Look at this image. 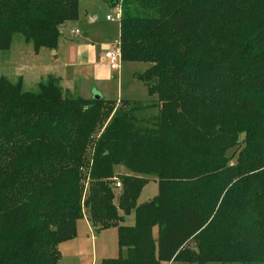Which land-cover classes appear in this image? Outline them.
<instances>
[{
    "label": "trees",
    "instance_id": "16d2710c",
    "mask_svg": "<svg viewBox=\"0 0 264 264\" xmlns=\"http://www.w3.org/2000/svg\"><path fill=\"white\" fill-rule=\"evenodd\" d=\"M79 7L0 0V56L16 34L57 49ZM120 24L155 101L116 108L0 73V264H59L85 215L127 250L103 264H264V0H123Z\"/></svg>",
    "mask_w": 264,
    "mask_h": 264
},
{
    "label": "rangeland",
    "instance_id": "374dc122",
    "mask_svg": "<svg viewBox=\"0 0 264 264\" xmlns=\"http://www.w3.org/2000/svg\"><path fill=\"white\" fill-rule=\"evenodd\" d=\"M121 5L123 9V0H80V11L82 12V22L75 24L73 27H68L66 29V34H70L72 30L80 29L84 30V33L81 38H85L86 33L89 34L88 41L92 43L95 48L98 49L100 53L101 47L107 46L112 47L116 40L120 39L119 27L120 23L110 24L106 18L109 15L114 14V9L116 6ZM79 11V12H80ZM86 12L89 15L97 17V21L92 25L87 23ZM80 14V13H79ZM14 42H12V47L10 52H2L0 56V70L3 75H9L10 77L15 76V80L18 79V76H22L26 79V85L24 86L25 91H31L34 89V86H31L28 82H32L37 76H45V71L50 69L52 66L60 65L63 66L64 53L60 51L56 55H52L51 51L47 48H42L39 52L35 51L32 43L27 42L21 34H16L14 36ZM87 41V40H85ZM100 49H99V48ZM8 51V50H7ZM57 58H60L56 61ZM60 61V62H59ZM150 63L145 62H130L123 61L121 64V77L119 79L118 72L114 73V76H117L119 82H122V94L120 95V100L125 101H140V102H151L158 99V96L150 93L145 84L136 78V75L144 73L146 68L150 67ZM34 68H40L39 74L36 71H31ZM2 75V74H1ZM54 77V76H53ZM56 78V77H55ZM8 79V78H7ZM49 77L42 82H47ZM25 83V82H24ZM114 87L118 86L117 82L111 83ZM34 87V88H33ZM64 92V91H63ZM66 94V93H65ZM72 97V96H70ZM121 102H117L116 108L121 106ZM150 116L157 114V109L150 110L148 112ZM102 132L98 133L100 136ZM244 135L241 136L240 141L243 142ZM117 173L126 174L128 170L126 168L117 167ZM120 180V179H116ZM121 181V180H120ZM121 192V189L119 190ZM158 195V182L156 178L151 177V180L144 186L141 195L140 202H145L152 200ZM125 225L132 226L134 225V214L126 216ZM82 223L85 222V219L81 218L77 222V235L79 238L83 239L81 234L83 232L80 230ZM111 230H102L101 236L96 240V248L92 244L86 242L85 254L82 255V261L79 263L72 262L74 264H103L104 260L114 259L120 256L126 257L127 250L120 249L119 240H116V247L114 249L113 244H115V235ZM155 230V234L157 233ZM80 234V235H79ZM114 236V240L113 237ZM75 237V238H76ZM64 252V251H63ZM60 250V261L59 264H72L67 260L66 254L64 255ZM65 253V252H64ZM106 255H113L107 257ZM166 264H191L183 262H171Z\"/></svg>",
    "mask_w": 264,
    "mask_h": 264
},
{
    "label": "crops",
    "instance_id": "0c3cea01",
    "mask_svg": "<svg viewBox=\"0 0 264 264\" xmlns=\"http://www.w3.org/2000/svg\"><path fill=\"white\" fill-rule=\"evenodd\" d=\"M86 18H87L86 21L89 25H92L97 21V17L87 14V12H86ZM82 21H83L82 12L80 11L79 18L77 20L66 22L61 26V37H60L59 45L57 49L55 50L49 49V50L54 56L56 55V53H59L60 51L64 53L63 66L55 64L50 69H47L45 71L44 77L37 76L34 78V80L31 83L28 82L31 86L35 87V88L33 87L34 89H32L31 91H37L38 86L42 81H45L50 76H54L59 79L60 86L63 89L64 93H66L69 96L81 97L88 100L95 99V96H101L105 100H112L116 102L124 101V100H120L121 99L120 95L122 94V82L121 81L119 82V79L121 77V72H120L121 67L120 69H116V70L112 69L111 66L109 65V61L105 58L106 51L109 50L111 47L104 46L101 47L102 49L98 47L100 49V53H99L98 49L95 48L93 45H91L92 43H89L88 33H86L85 38H81L84 33V30L76 29V30H72L70 34H66L65 31L68 27L70 26L73 27L75 24H78ZM108 22L110 24L113 23L110 21ZM120 29H121V24L119 27V35H120ZM77 30H79V33H74ZM10 50L11 48L5 52H10ZM59 59L60 58H57L56 61ZM148 68H146L145 70H147ZM31 71H36L39 74L40 68H34ZM116 71L118 72L119 79H116L118 77L114 76V73H116ZM0 73L2 74V76L8 78L13 83H16L20 79H22L23 89H25L24 86L26 85L27 81L24 77L18 76L17 77L18 79L15 80L14 79L15 76L10 77L9 75H5V74L3 75L1 70ZM113 82H117L118 86L117 87H114V85L112 86L111 83ZM138 202L139 204L144 203V202H140V198ZM83 219H85V222L82 223L81 221L82 224L80 226V230L83 232V234H81L83 239L79 238L80 236H78L72 240L60 244L59 246V250H61V252L63 251L65 252V253L63 252V254L64 255L66 254L67 260L69 262L71 261L76 262L77 260L79 263H81L82 255L85 254V250H86L85 247L86 242H89L88 244H92L93 247L96 248V240L101 236V231H97L92 226L86 215L83 217ZM107 230L115 231L113 232L114 234H112L115 235V244H113L115 249L116 240L118 241V229L109 228ZM112 237L114 240V236ZM106 256L110 257L113 255H106Z\"/></svg>",
    "mask_w": 264,
    "mask_h": 264
},
{
    "label": "built area",
    "instance_id": "2783aa9c",
    "mask_svg": "<svg viewBox=\"0 0 264 264\" xmlns=\"http://www.w3.org/2000/svg\"><path fill=\"white\" fill-rule=\"evenodd\" d=\"M114 14L107 16V20L113 23L121 22L123 16V9L121 5H118L114 9ZM74 33H79V30ZM105 58L109 61V65L112 69H120L122 62V50H121V40H116L113 46L106 51ZM115 187L117 189L122 188V182L120 180H116Z\"/></svg>",
    "mask_w": 264,
    "mask_h": 264
},
{
    "label": "water",
    "instance_id": "95a60500",
    "mask_svg": "<svg viewBox=\"0 0 264 264\" xmlns=\"http://www.w3.org/2000/svg\"><path fill=\"white\" fill-rule=\"evenodd\" d=\"M99 98H101V96H95V99H99Z\"/></svg>",
    "mask_w": 264,
    "mask_h": 264
}]
</instances>
